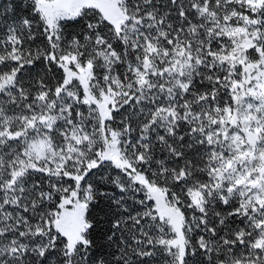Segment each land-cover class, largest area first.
<instances>
[{
  "label": "snow or ice",
  "instance_id": "obj_1",
  "mask_svg": "<svg viewBox=\"0 0 264 264\" xmlns=\"http://www.w3.org/2000/svg\"><path fill=\"white\" fill-rule=\"evenodd\" d=\"M0 264H264V0H0Z\"/></svg>",
  "mask_w": 264,
  "mask_h": 264
}]
</instances>
